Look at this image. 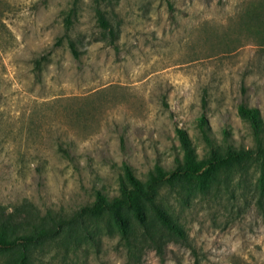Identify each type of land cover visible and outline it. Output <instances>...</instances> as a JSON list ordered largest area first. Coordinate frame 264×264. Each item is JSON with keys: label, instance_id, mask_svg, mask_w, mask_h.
<instances>
[{"label": "rangeland", "instance_id": "rangeland-1", "mask_svg": "<svg viewBox=\"0 0 264 264\" xmlns=\"http://www.w3.org/2000/svg\"><path fill=\"white\" fill-rule=\"evenodd\" d=\"M70 12L77 58L63 36ZM241 104L264 122V0H0V223L72 214L97 190L115 196L124 164L140 179L171 169L176 127L201 158V116L211 139L226 131L251 148ZM245 175L186 206L164 192L187 244L167 242L162 259L105 236L37 264H264L256 172Z\"/></svg>", "mask_w": 264, "mask_h": 264}, {"label": "trees", "instance_id": "trees-1", "mask_svg": "<svg viewBox=\"0 0 264 264\" xmlns=\"http://www.w3.org/2000/svg\"><path fill=\"white\" fill-rule=\"evenodd\" d=\"M72 16L70 12L64 19L63 36L77 58L75 44L66 37ZM95 20L101 30L114 34L98 8ZM237 113L251 130V148L233 146L226 131L221 142L211 139L201 116L196 126L206 151L200 158L187 132L176 127L181 157L175 158L171 169L155 164L140 179L124 164L115 196L97 190L90 203L72 214L48 212L41 218L29 214L25 227L17 229L0 223V264H37L48 250H62L68 255L85 246L98 248L105 236L117 237L133 253L146 246L162 259L167 242L187 244V235L164 192L173 195L179 205L186 206L194 196L204 197L219 192L220 188L226 192L236 176L246 177L251 168L256 172L257 206L264 216V122L256 108L241 104Z\"/></svg>", "mask_w": 264, "mask_h": 264}]
</instances>
